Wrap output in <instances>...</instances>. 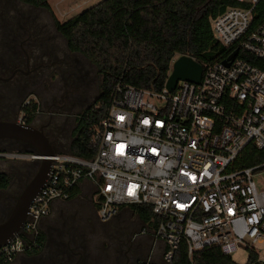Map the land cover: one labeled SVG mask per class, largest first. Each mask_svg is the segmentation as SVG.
Returning a JSON list of instances; mask_svg holds the SVG:
<instances>
[{"label": "built area", "instance_id": "1", "mask_svg": "<svg viewBox=\"0 0 264 264\" xmlns=\"http://www.w3.org/2000/svg\"><path fill=\"white\" fill-rule=\"evenodd\" d=\"M236 1L240 7L209 20L227 56L202 66L198 84L179 81L173 91L164 85L152 92L117 83L92 133L95 154L47 158V177L20 230L0 248V264L35 249L42 220L84 182L102 223L132 206L151 210L138 232L151 238L143 264H198L213 248L229 258L244 249L246 264H264V189L253 180L264 163L236 164L248 145L264 150V20L255 18L263 0Z\"/></svg>", "mask_w": 264, "mask_h": 264}, {"label": "trees", "instance_id": "2", "mask_svg": "<svg viewBox=\"0 0 264 264\" xmlns=\"http://www.w3.org/2000/svg\"><path fill=\"white\" fill-rule=\"evenodd\" d=\"M16 1L49 11L48 0ZM240 6L236 0H103L66 22L54 20V28L64 39L67 51L86 59L101 79L94 103L75 118L68 149L60 151L50 142L54 152L84 159L95 154L92 133L104 119L110 93L117 83L160 92L175 57H189L203 67L225 59L226 50L214 40L209 20L228 8ZM255 12L258 21L264 20V0ZM37 111L36 103L22 111L25 125L30 126ZM263 163L264 150L253 145H248L236 160L241 168ZM128 209L141 226L152 217L149 208ZM195 261L231 264L230 258L216 248L204 251ZM174 263L186 264L182 258Z\"/></svg>", "mask_w": 264, "mask_h": 264}, {"label": "flooded vegetation", "instance_id": "3", "mask_svg": "<svg viewBox=\"0 0 264 264\" xmlns=\"http://www.w3.org/2000/svg\"><path fill=\"white\" fill-rule=\"evenodd\" d=\"M28 20V17L22 15L15 17L13 13L0 14V121L17 123L18 115L32 103L38 105L36 119L44 115L40 105L49 109L74 110L75 100L80 99L76 89L82 73L77 58L69 59L68 51L60 57L59 49L52 51L46 49L45 40L40 38L39 43L35 27L33 23L28 24ZM50 55L54 57V61L44 65L45 59ZM69 68L78 74L76 79L69 74L66 75ZM8 70L11 73L6 76L4 73ZM52 70L51 75L59 76L62 79L61 83L63 82L62 86L64 84L68 86L62 94L60 92L64 88H54L50 84L51 91H48L43 86V75L51 73ZM47 81L49 86L50 78ZM69 93L73 95V99H68ZM66 105L68 107H65ZM45 116L46 119L37 129H41L48 140L56 144L64 138L66 124L60 120L56 121L55 117L58 116L50 110ZM4 145L20 148L22 152L20 155L23 157H18L19 154L8 156L0 154V224L9 219L19 195L40 168V163L31 158L34 154L28 145L17 141L0 140V151ZM15 162H20L21 166L13 164ZM3 164L5 167H2ZM88 201L92 204L91 197ZM129 213L133 216L131 212ZM120 215L106 223L98 220L99 234L91 237L79 234L72 228L68 230H63L65 227L42 228V232L40 231L42 239L38 246L18 255L11 264H15L17 260H20V264H143L149 255V248L145 240H142L145 237L138 236V232L133 229V222L122 219Z\"/></svg>", "mask_w": 264, "mask_h": 264}, {"label": "rangeland", "instance_id": "4", "mask_svg": "<svg viewBox=\"0 0 264 264\" xmlns=\"http://www.w3.org/2000/svg\"><path fill=\"white\" fill-rule=\"evenodd\" d=\"M101 1L103 0H48V11L43 8H34L27 5H23L22 3H19L16 0H0V14L10 15V13H13L15 17L21 15L24 17H28V24L29 22L31 24L33 23V26L35 27L34 31L39 36V43H41L40 38H42L46 42V49L48 48L50 51H52L53 49H59L60 52H58V55L62 57L63 53L67 52V48L65 46L64 39L56 32L54 28V20H57L59 23L66 22L74 16L89 9L90 7L100 3ZM3 46L4 42L2 43V47ZM67 57L69 59L77 58L78 67L81 69L82 73L81 81L79 82L78 88L76 89L80 94V99L75 100L74 102L76 108L74 110H69L66 108L59 110L55 108H44L40 105V110L44 115L41 116L42 118H35V120L30 124V126L37 128L38 125L46 119L45 114L48 110L58 116L55 117L56 121L59 122L60 120V122H65L66 126L64 129V138L57 144H54L55 148L60 151H66L68 149V145L72 139V132L74 131L76 126L75 122L73 121L76 120L75 117L80 115L83 110H85L87 107L91 106L94 103L99 91V85L101 80L98 76L96 69L92 65H90V63L86 59L81 56L72 54H67ZM53 58L54 57L50 55L49 58L45 59L44 65L50 64V61H54ZM52 72L53 70L51 71V73L47 72L43 75V86L48 91L51 89V85L54 88H64L60 92L62 94L67 90L66 88L68 86L66 84L62 86L63 82L61 83L62 79H60L59 76H56V78L54 79V77L51 75ZM10 73L11 71L8 70L4 74L8 76ZM75 73V70L69 68L68 73L66 75L69 74V76H71L72 78L74 77L73 79H76L78 77V74L76 73L75 75ZM49 78L51 81H49L50 83L48 86L47 80H49ZM48 95H50V93H48ZM68 95V99H73V95L71 93H69ZM65 107H68V105H66ZM20 117L21 114L18 115L17 119L19 120ZM5 148L7 150H5ZM2 149L3 150L0 151V154H22L21 149L14 146L6 147V145H4ZM13 164L18 167L21 166L20 162H15ZM2 167H5V164H3ZM253 180L256 183L257 189L259 191L264 189V169L253 173ZM86 191L89 192L90 190ZM89 198L90 195L86 193L81 196L79 195L77 199H72L68 202L56 203L49 216L45 219L43 223H41L40 231L42 228L46 227H54L56 229H63V227H65L66 229L63 230H68L72 228L79 234H83L87 237L98 235L99 233L97 231L99 230V221L97 219L95 207L88 201ZM120 214L122 219H128L133 222V229H135L136 232L140 231L142 227L141 223L137 220L136 217L130 216L129 209H123ZM142 240H145L146 246L150 249L151 238L149 236H146L145 239ZM258 249L263 250V247H258ZM248 257L249 252L244 249H237L236 251L230 254V259L234 264H246ZM19 261L20 260H17L15 264H20ZM154 261L160 262V258H155Z\"/></svg>", "mask_w": 264, "mask_h": 264}, {"label": "water", "instance_id": "5", "mask_svg": "<svg viewBox=\"0 0 264 264\" xmlns=\"http://www.w3.org/2000/svg\"><path fill=\"white\" fill-rule=\"evenodd\" d=\"M237 53L238 51L233 52L223 64L228 66ZM202 72V65L193 59L186 56L175 57L165 83L166 89L173 91L179 81L198 84ZM0 140L17 141L28 145L34 154L31 158L40 163L38 173L19 195L11 216L0 224V248H2L18 233L24 223L29 205L47 177L51 164L47 158L52 157L55 152L41 129L16 122L0 121Z\"/></svg>", "mask_w": 264, "mask_h": 264}, {"label": "crops", "instance_id": "6", "mask_svg": "<svg viewBox=\"0 0 264 264\" xmlns=\"http://www.w3.org/2000/svg\"><path fill=\"white\" fill-rule=\"evenodd\" d=\"M90 189V184L88 182H84L83 185H82V188L78 190V195L73 198V199H77V197L80 195H84L86 193L90 194V192H87L86 190H89Z\"/></svg>", "mask_w": 264, "mask_h": 264}]
</instances>
